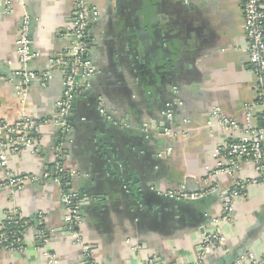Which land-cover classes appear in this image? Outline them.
Segmentation results:
<instances>
[{
  "label": "crops",
  "instance_id": "1",
  "mask_svg": "<svg viewBox=\"0 0 264 264\" xmlns=\"http://www.w3.org/2000/svg\"><path fill=\"white\" fill-rule=\"evenodd\" d=\"M16 1L22 5L18 2L8 14L0 0V121L11 126L25 114L50 125L31 150L12 154L8 137L0 149V157L4 153L9 161V170L0 166V183L8 172L15 179H37L17 191L0 187V231L7 215L26 220L43 214L48 241L37 242L29 229L25 250L0 251V264H195L200 257L204 264H220L246 244L249 252L263 256L264 187L250 183L257 172L247 166L234 178L208 172L225 161L215 157L216 150L240 136L220 124L209 127L208 113L219 107L244 126L246 109L256 102L259 89L245 52L241 0H87L98 12L87 42L96 74L89 90L76 96L70 130L58 147L51 124L58 116L63 74L55 70L46 87L35 82L26 96L19 95L13 77L20 69L17 37L26 11L36 25L31 36L37 58L31 68L46 72L50 59L71 46L67 31L74 0ZM150 8L157 14L155 27L139 26L137 17ZM175 99L181 132L170 142L162 115ZM100 101L115 121L101 115ZM260 112L255 108L254 126L261 123ZM105 148L121 160L118 169L111 167ZM59 149L62 167L71 174L68 189L84 194L76 230L80 240L61 232L66 227L62 189L51 173ZM237 178L245 187L226 217L225 202ZM126 186L140 194L134 197ZM179 187L189 193L215 192L193 202L164 195ZM216 221L226 225L216 228ZM218 232L226 242L205 250V238ZM82 245L89 247L88 256Z\"/></svg>",
  "mask_w": 264,
  "mask_h": 264
},
{
  "label": "built area",
  "instance_id": "2",
  "mask_svg": "<svg viewBox=\"0 0 264 264\" xmlns=\"http://www.w3.org/2000/svg\"><path fill=\"white\" fill-rule=\"evenodd\" d=\"M21 3L16 0H6L5 12L13 14L15 5ZM243 5V31L247 39L245 49L248 55L251 71L255 74L259 81V89L256 95V102L249 105L245 112V123L241 126L238 121L226 116L223 110L219 107L214 108L207 115V124L212 127L214 124H220L227 127L233 134H240L239 137H234L233 140L223 147L216 150L215 157L223 158L224 163L218 164L214 169H208L211 177L216 176H234L243 167L247 166L254 168L257 172V177L253 178L250 183L260 184L264 187V0H241ZM93 18L98 17V12L92 10L87 0H74V10L72 14L71 29L68 35L71 38V46L61 55L50 59L49 67L46 72L37 74L32 68V63L37 58V53L33 50L32 40V19L28 12L24 11L19 22V31L17 37V56L20 63V69L14 73V78L19 82L17 93L21 96H26L29 93L30 86L35 82H40L42 87H46L51 80L53 71L61 70L63 74V94L57 102L58 116L56 122L51 126L57 131L63 128L64 131H69V118L73 108V103L82 90H89L91 80L96 74L95 68L92 66L88 57V38H89V15ZM180 105L179 102L173 101L167 106L164 111L165 122L163 131L170 142L175 141L180 131V127H176V117L174 108ZM261 109V123L259 126H254L255 108ZM99 110L102 116L107 121L113 122L112 113L107 112V107L104 101H100ZM184 123H186L184 121ZM49 122L31 118L27 115H22L14 125H8L4 121H0V149L5 148L6 137H8L9 151L12 154H19L25 150H31L34 147L36 136L49 126ZM148 131V126H145ZM0 166L9 170L8 156L2 153ZM60 155L57 157V162L54 164L55 180L59 183L62 189V204L65 210L64 221L70 232L74 234L76 239L78 234L76 230L81 223V206L82 197L79 193L68 189L71 182V174L65 171L60 161ZM64 183V179H67ZM37 179L34 176H23L15 179L8 172L7 181L0 183L1 188L11 187L17 191L21 186L27 183H34ZM243 181L238 178L234 180L233 188L231 189L228 201L225 202L224 213L232 212L233 199L241 196L244 188ZM214 190H209L205 193H189L186 189L179 187L165 192V196L174 199L177 202H193L204 198L205 195L213 194ZM15 214L7 215L5 222L15 221ZM226 220V218H225ZM218 222V221H217ZM17 225V223H15ZM29 223H25V226ZM37 224H44L43 214L37 216ZM34 230L37 242L46 243L48 235L46 230H37L36 227H29ZM27 229V230H29ZM5 227L0 231H4ZM16 234L12 232L0 234V251L11 253H21L25 250L24 239H17L16 242H11ZM226 242L221 233H215L205 238L204 247L209 251L210 248L222 245ZM83 246V245H82ZM83 252L88 256L89 247L83 246ZM46 257H48L46 255ZM195 264H204V258L200 259ZM237 264H264V255L258 257L256 254L248 252L242 256Z\"/></svg>",
  "mask_w": 264,
  "mask_h": 264
},
{
  "label": "water",
  "instance_id": "3",
  "mask_svg": "<svg viewBox=\"0 0 264 264\" xmlns=\"http://www.w3.org/2000/svg\"><path fill=\"white\" fill-rule=\"evenodd\" d=\"M5 2H6V0H1V10H2V12H4V10H5ZM153 13L155 15V12L153 11V8L146 9V11L144 12V17L143 16H138L137 17L138 18L137 19L138 21H136V23H138L139 26H143L144 28H146L147 26H151L152 28H154L155 27L154 24H156L158 22V19L156 17L157 14L154 17H152ZM92 20H93V16H92V14H90L89 15V26H88V30L91 29L92 22H93ZM70 21H72V20H70ZM35 27H36V25L33 26V24H32L31 30L33 31L35 29ZM158 32L161 34V30L160 29H158ZM88 40H89V38H88ZM88 48H90L89 45H88ZM144 53H145V51L142 48L140 50V57L142 59L144 58ZM177 102H179V101H177V99H175V103H177ZM170 103H172V101ZM74 105H73V108H74ZM164 111H165V109H164ZM164 111H163L162 119H165V117H164ZM62 129L63 128H61V127L59 128V130H62ZM64 134L67 136V131H64ZM56 143H55V146L58 147L59 144L58 143L56 144ZM105 150H106V152L108 154L109 161H111V164H110L111 167H113L115 170H116V167L118 169L117 163L120 162L121 160L119 158L114 157V155H115V152L114 151L107 150L106 148H105ZM57 153H58V155H60V149H59V151ZM67 155H68V153L67 152H64V161L67 160ZM46 171H50V169L49 168H46ZM54 171H55V169H51V173H52L53 176H55ZM123 176H126V174H124ZM129 179H130L129 180V183L133 182V180H132L131 177ZM134 181H137V180H134ZM69 187L71 188V185ZM126 188L128 189V191L131 194L134 195V197H137L140 194L139 192H137L138 188H136V187L134 189V187H132V186H126ZM187 190H188V192L190 191L188 188H187ZM198 192H199V190H198ZM80 195H81L82 201H83L84 194L83 193H80ZM84 202L87 203V202H89V200H84ZM174 212L176 213V210ZM223 216H226L227 217L228 214L227 213H223ZM31 218H33V217H31ZM200 224H201V226H207V223L205 221L200 222ZM225 225H226L225 222H220V221H218V222L216 221V223L214 222V224H213V226L216 227V228H223ZM61 232L68 233L69 236L71 235V233L69 232V229H68L67 225H66V227L63 230H61ZM249 248H250V246L248 244H246L245 246H243V248L236 255L234 253L233 255L231 254L229 256V258H223V260L220 262V264H237V262L239 261V259L242 256H244L245 254H247L249 252Z\"/></svg>",
  "mask_w": 264,
  "mask_h": 264
},
{
  "label": "trees",
  "instance_id": "4",
  "mask_svg": "<svg viewBox=\"0 0 264 264\" xmlns=\"http://www.w3.org/2000/svg\"><path fill=\"white\" fill-rule=\"evenodd\" d=\"M80 93H78L77 96H79ZM69 125H70V122H69ZM57 134H58L57 143L59 144L62 141V139L64 138V135H65L64 134V130L57 131ZM59 163L61 164V166L63 165V161L62 160H60ZM67 181H68V178L64 179L63 182L67 183ZM27 222L29 224L25 226V223H27ZM10 223H11L10 221L9 222H4L5 230L0 232V234H2L4 232L5 233L12 232L13 234H16L15 238L11 239V242H16L17 239L23 240L24 237H25V233H26L27 229H29V227H33L34 226L39 231L45 230L44 225H38L37 224V216L33 217V218L26 219V220H22L18 216H15V221H12V224H10ZM15 223H17V225Z\"/></svg>",
  "mask_w": 264,
  "mask_h": 264
},
{
  "label": "flooded vegetation",
  "instance_id": "5",
  "mask_svg": "<svg viewBox=\"0 0 264 264\" xmlns=\"http://www.w3.org/2000/svg\"><path fill=\"white\" fill-rule=\"evenodd\" d=\"M186 3H189V2L186 1Z\"/></svg>",
  "mask_w": 264,
  "mask_h": 264
}]
</instances>
